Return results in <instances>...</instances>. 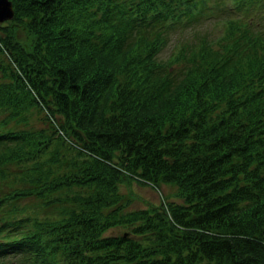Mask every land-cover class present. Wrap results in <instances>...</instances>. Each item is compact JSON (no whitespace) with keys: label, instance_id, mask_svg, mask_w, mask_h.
<instances>
[{"label":"trees","instance_id":"1","mask_svg":"<svg viewBox=\"0 0 264 264\" xmlns=\"http://www.w3.org/2000/svg\"><path fill=\"white\" fill-rule=\"evenodd\" d=\"M11 2L0 264H264V0Z\"/></svg>","mask_w":264,"mask_h":264},{"label":"rangeland","instance_id":"2","mask_svg":"<svg viewBox=\"0 0 264 264\" xmlns=\"http://www.w3.org/2000/svg\"><path fill=\"white\" fill-rule=\"evenodd\" d=\"M205 25H208L205 24ZM208 29L213 34L216 30V25L213 26V23L209 22ZM16 36H18L20 39H25V32L21 28H17ZM181 35H187L184 32L181 33ZM174 50L173 42L170 41V44L163 49L161 52L162 56H166L168 53ZM32 124L40 127L43 126L42 119L35 118L30 121ZM77 189V187H70V188H63L64 191H73ZM178 187L174 183H160L157 186H153L150 183H137L135 180H130V182L122 181L119 184V192L123 198H127L128 200V209H135V208H141L145 207L148 203H158L161 201L162 197L167 199H174V200H180V196L177 193ZM34 197H32L29 201L22 199L23 203H32L33 204ZM68 206V203H60V204H51L47 205V207H42V210L47 213H57L61 211V207ZM122 226H113L108 228L104 233L107 234H113V233H119L123 231Z\"/></svg>","mask_w":264,"mask_h":264},{"label":"water","instance_id":"3","mask_svg":"<svg viewBox=\"0 0 264 264\" xmlns=\"http://www.w3.org/2000/svg\"><path fill=\"white\" fill-rule=\"evenodd\" d=\"M14 10L11 0H0V22L10 19L13 16Z\"/></svg>","mask_w":264,"mask_h":264}]
</instances>
